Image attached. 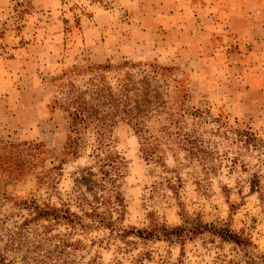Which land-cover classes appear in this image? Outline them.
I'll return each mask as SVG.
<instances>
[{
	"label": "rangeland",
	"instance_id": "obj_1",
	"mask_svg": "<svg viewBox=\"0 0 264 264\" xmlns=\"http://www.w3.org/2000/svg\"><path fill=\"white\" fill-rule=\"evenodd\" d=\"M203 3L0 0V149L39 145L34 168L0 172V264H264V143L235 142L239 131L264 140V0H220L211 45L185 51L176 30ZM125 63L170 68L203 116L179 137L154 124L147 144L119 123L121 170L81 181L93 159L68 153L57 87L74 70ZM36 206L64 217L37 218Z\"/></svg>",
	"mask_w": 264,
	"mask_h": 264
},
{
	"label": "trees",
	"instance_id": "obj_2",
	"mask_svg": "<svg viewBox=\"0 0 264 264\" xmlns=\"http://www.w3.org/2000/svg\"><path fill=\"white\" fill-rule=\"evenodd\" d=\"M171 73L170 68L152 64L137 66L125 63L117 71H112L109 66H89L84 71L74 70L71 76H62L54 102L66 114L69 124L66 149L76 158L88 154L93 159V166L81 181L85 180V176H95L94 169L104 178L121 170V157L113 152L114 132L119 123L129 125L147 144L151 143L154 124L163 123L164 134L168 135L172 128L179 137L189 116L202 118L200 110L193 109L192 112L186 107L189 88H183L181 81ZM188 135L183 134L189 138ZM236 137L238 144L264 143L262 138L250 131H239ZM38 147L36 144H10L0 149V172L21 177L25 169L34 168V153ZM261 178V174L254 173L253 185L261 186ZM34 209L37 218L47 221L51 217H64L51 207L43 209L36 206ZM219 231H222L221 237L238 241L230 230L221 228ZM13 240L12 235L6 244L14 245Z\"/></svg>",
	"mask_w": 264,
	"mask_h": 264
},
{
	"label": "crops",
	"instance_id": "obj_3",
	"mask_svg": "<svg viewBox=\"0 0 264 264\" xmlns=\"http://www.w3.org/2000/svg\"><path fill=\"white\" fill-rule=\"evenodd\" d=\"M220 5H221L220 0H204V3L202 5L204 9H202V12H200L201 16H198L201 18H199L198 20L196 16H194L193 18L189 17L188 20L182 23L181 26L183 28L182 30L178 28V22L176 21V17H174L173 19L168 18V20L164 21V23L167 26L172 22L169 29L173 30L174 28H178L176 32L180 33V35L184 36L185 39L188 40V42L185 43V49H184L185 51L196 50V49L199 51L202 49L205 50L208 48V46L211 45L212 43L211 40L212 38H214V32L216 34L219 33L216 31V27L221 26L220 23L218 22V19L220 18H216V15H214L215 16L214 20H212L211 22V19H209L207 13L210 10L218 11L219 10L218 7H220ZM154 21H158V17L154 19ZM187 21H189L190 24L187 23ZM230 21L231 19L227 18L226 23L230 25ZM252 27L254 28V26ZM212 28H214V30H212ZM250 29L252 30V28ZM262 30L264 32V18L262 22ZM262 42H264V39Z\"/></svg>",
	"mask_w": 264,
	"mask_h": 264
}]
</instances>
